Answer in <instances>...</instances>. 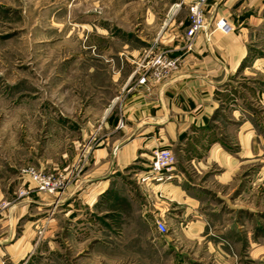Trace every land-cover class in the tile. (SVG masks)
Wrapping results in <instances>:
<instances>
[{"label":"rangeland","instance_id":"374dc122","mask_svg":"<svg viewBox=\"0 0 264 264\" xmlns=\"http://www.w3.org/2000/svg\"><path fill=\"white\" fill-rule=\"evenodd\" d=\"M191 1L0 0V264H264V0H251L241 12L263 23L241 64L247 69L229 82L254 126V159L228 188L215 180L222 167L202 175L206 192H220L200 197L202 233L183 234L195 220L173 217L162 220L166 233L159 234L153 214L139 213L141 157L117 173L92 211L76 208L72 228L56 204L77 181L81 191L89 184L93 151L102 142V129L83 138L78 130L88 131L87 122L96 129L111 101L123 104L121 87L130 74L129 87L142 73L160 81L148 70L157 55L190 54L196 38L188 48L180 36ZM221 18L237 30L230 17ZM218 19L207 23L205 15L207 32L231 35L215 30ZM120 108L113 113L120 116ZM218 115L219 129H236L226 121L229 111ZM31 174L61 186L40 191ZM158 198L168 205L162 193Z\"/></svg>","mask_w":264,"mask_h":264},{"label":"crops","instance_id":"0c3cea01","mask_svg":"<svg viewBox=\"0 0 264 264\" xmlns=\"http://www.w3.org/2000/svg\"><path fill=\"white\" fill-rule=\"evenodd\" d=\"M239 1L218 0L209 4L205 13L207 23L221 15L230 17L236 24L235 32L223 37L220 33L207 32L205 29L193 41L190 54L173 53L172 56L178 60L177 68L163 80L153 81L148 78L145 85L129 87L128 82L133 80L130 74L121 87L125 93L123 104H119L122 114L118 116L113 113L119 106L115 107L116 104L111 101L96 129H92V123L87 122L88 131L78 130L79 138H83L85 132L94 134L99 129L103 132L100 147L93 151L88 170L89 184L81 191L82 185L77 181L57 199V206L65 213L63 216L72 223L70 228L76 225L80 217L76 208L81 204L89 212L92 211L91 206L99 197L111 191L115 178H118L117 173L124 174L123 170L134 164L138 157L148 162L140 163L143 173L151 161L153 151L167 148L176 159L174 178L151 188L138 180L137 186L144 198L139 213L153 214L154 219L161 220L173 217L179 221L194 219L191 222L193 226L181 228L182 233H202L205 210L199 205L205 202L200 197L208 194L220 196V192H206L210 189L199 182L202 175L210 167L220 166L221 174L215 180L223 189L228 188L238 178L240 169L250 163V158L254 159V126L250 124V114L239 106V100L235 97L239 90L231 88L229 82L247 69H241V64L249 54V44L263 20L253 15L241 18L242 10L251 8L252 2L243 0L238 4ZM257 1L253 0L254 3ZM236 13L240 15H235L238 20L234 21L231 14ZM180 38L182 40V36ZM170 42L176 50L180 41L174 37ZM226 110L230 112V118L226 121L237 125L235 130L228 129L231 131L227 133L218 127V113ZM120 121L123 122L121 128ZM229 145L236 146L237 151L232 152ZM159 192L168 201V205H164L166 202L158 198ZM221 197L224 198L225 194ZM21 204H14L9 211L10 215L18 211ZM23 204L26 206L27 203ZM41 206L47 208L49 204ZM243 210L250 212L249 206Z\"/></svg>","mask_w":264,"mask_h":264},{"label":"built area","instance_id":"2783aa9c","mask_svg":"<svg viewBox=\"0 0 264 264\" xmlns=\"http://www.w3.org/2000/svg\"><path fill=\"white\" fill-rule=\"evenodd\" d=\"M218 0H192L188 6V25L183 32V40L185 46L189 48L192 41L201 31L205 29V11L209 4ZM215 30L224 34L234 31V27L226 19L221 18L215 22ZM178 60L170 58L167 55H157L150 63L148 70H151L150 75L157 80H161L168 76L177 68ZM135 71L133 75L136 73ZM148 75L145 73L139 74L137 79L138 85L147 83ZM175 165V156L170 149L159 148L152 153V158L146 170L140 174L139 181L147 188L161 185L173 179V167ZM32 179L36 183L38 189L43 192L53 193L60 186L41 178L40 175L31 174ZM154 229L159 234L166 233V226L160 219L154 220Z\"/></svg>","mask_w":264,"mask_h":264}]
</instances>
